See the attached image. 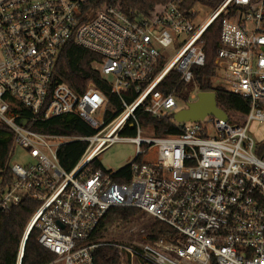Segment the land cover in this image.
<instances>
[{
  "label": "built area",
  "instance_id": "obj_1",
  "mask_svg": "<svg viewBox=\"0 0 264 264\" xmlns=\"http://www.w3.org/2000/svg\"><path fill=\"white\" fill-rule=\"evenodd\" d=\"M102 1L0 0V123L28 155L25 163L12 161L11 184L2 188L0 179V211L25 197L40 203L15 264H24L33 229L55 255L46 264H95L103 244L92 237L113 208L139 209L168 229L152 240L148 228L133 229L129 243L110 241L119 264H264V142L249 133L253 121L264 123V0H221L216 8L204 0H168L136 17ZM220 18L219 86L249 98V113L241 123L208 117L175 122L179 135L144 137L137 112L175 114L182 101L176 90L166 95L157 89L172 71L178 85L194 82L195 68L206 63L204 36ZM69 44L101 57L94 67L123 104L114 120L107 121L109 99L95 84L80 93L54 83ZM68 115L97 133L58 136L28 127ZM128 124L136 136L121 135ZM77 141L89 146L67 172L59 151ZM118 142L137 147L135 159L122 167H130V183L114 182L122 168L113 171L99 161Z\"/></svg>",
  "mask_w": 264,
  "mask_h": 264
},
{
  "label": "trees",
  "instance_id": "obj_2",
  "mask_svg": "<svg viewBox=\"0 0 264 264\" xmlns=\"http://www.w3.org/2000/svg\"><path fill=\"white\" fill-rule=\"evenodd\" d=\"M211 8H216L221 0H204ZM107 6H112L130 17L137 15L149 16L165 6L168 0H103ZM222 18L218 19L206 32L204 39L206 42V63L204 67L195 68V80L189 85L179 84L180 76L176 71H172L162 82L157 90L163 91L166 95L174 93L185 103L195 101L193 92H214L217 96L218 107L224 110L230 121L241 123L243 117L247 115L251 108V100L228 92L221 86H216L214 79L217 77L216 60L219 52L221 36ZM101 61V57L96 53L75 44H69L62 51L56 66L55 84H66L70 88L80 93L84 92L91 84L103 92L109 99L107 110V121L114 120L123 110L121 98L112 91L110 84L105 80L99 71L94 67ZM138 121L144 127H151L156 137L169 135H179L180 126L173 120V115L165 118H155L143 111L137 112ZM132 123V122H130ZM32 130L58 136L89 137L97 132L91 129L84 121L74 115H68L53 119L45 123H30ZM136 130L128 124L121 135L126 137L136 136ZM89 143L77 141L64 145L59 151L61 166L71 172L84 156ZM15 148V136L11 129L0 123V179L3 180L2 188L8 186L13 181L10 171L12 155ZM95 168L97 166L95 165ZM113 181L119 184L131 182L130 167L127 166L113 175ZM2 191H0L1 195ZM40 203L25 197L18 207L10 211H0V263L15 264L19 247L24 237L26 228L38 210ZM144 216L139 209L133 208H113L104 216L95 236L94 241H100L103 245L95 250V264H119L118 250L108 244L109 232L113 227H127ZM149 240L165 235L167 227L153 221L150 225ZM40 231L33 229L27 239L24 264H46L55 258L49 250L41 246L38 242Z\"/></svg>",
  "mask_w": 264,
  "mask_h": 264
},
{
  "label": "rangeland",
  "instance_id": "obj_3",
  "mask_svg": "<svg viewBox=\"0 0 264 264\" xmlns=\"http://www.w3.org/2000/svg\"><path fill=\"white\" fill-rule=\"evenodd\" d=\"M207 10V9H206ZM211 13V11L207 10L205 14ZM172 53V50L170 51ZM223 74H218L217 77L214 79V83L216 86H219V83H222ZM113 78L110 77V81ZM223 84V83H222ZM187 107L183 101H179L178 109L176 110L175 114ZM143 136L144 137H154V131L151 127H144L143 129ZM250 135L254 138L257 143L264 142V123H260L258 121H253L250 124L249 128ZM136 149L137 147L134 144L126 143V142H118L113 144L108 150H106L100 157V163L107 169L117 171L127 163L133 161L136 156ZM27 153L18 146L14 148V153L12 155V161L14 163H25L27 160ZM153 218L144 213V216L141 217L140 220L137 222L127 226V227H113L109 232V241H115L120 243H129L132 241V233H135L132 230L136 229V232L139 233L142 230H148L150 225L153 223Z\"/></svg>",
  "mask_w": 264,
  "mask_h": 264
},
{
  "label": "water",
  "instance_id": "obj_4",
  "mask_svg": "<svg viewBox=\"0 0 264 264\" xmlns=\"http://www.w3.org/2000/svg\"><path fill=\"white\" fill-rule=\"evenodd\" d=\"M208 117L225 122L229 120L228 114L218 107L214 92H199L195 101L188 103L185 109L173 115V120L178 124L200 123Z\"/></svg>",
  "mask_w": 264,
  "mask_h": 264
}]
</instances>
